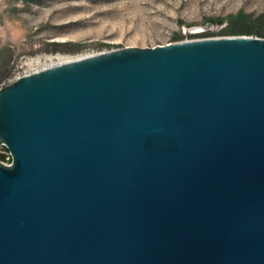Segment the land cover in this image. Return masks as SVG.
<instances>
[{
  "label": "water",
  "instance_id": "1",
  "mask_svg": "<svg viewBox=\"0 0 264 264\" xmlns=\"http://www.w3.org/2000/svg\"><path fill=\"white\" fill-rule=\"evenodd\" d=\"M0 145V264H264V38L23 75Z\"/></svg>",
  "mask_w": 264,
  "mask_h": 264
},
{
  "label": "rangeland",
  "instance_id": "2",
  "mask_svg": "<svg viewBox=\"0 0 264 264\" xmlns=\"http://www.w3.org/2000/svg\"><path fill=\"white\" fill-rule=\"evenodd\" d=\"M263 33L264 0H0V88L63 57Z\"/></svg>",
  "mask_w": 264,
  "mask_h": 264
},
{
  "label": "bare ground",
  "instance_id": "3",
  "mask_svg": "<svg viewBox=\"0 0 264 264\" xmlns=\"http://www.w3.org/2000/svg\"><path fill=\"white\" fill-rule=\"evenodd\" d=\"M81 57H84V56L83 55H79V56H75V57H63V58H60V61L64 63V62L75 60V59H78V58H81Z\"/></svg>",
  "mask_w": 264,
  "mask_h": 264
},
{
  "label": "trees",
  "instance_id": "4",
  "mask_svg": "<svg viewBox=\"0 0 264 264\" xmlns=\"http://www.w3.org/2000/svg\"><path fill=\"white\" fill-rule=\"evenodd\" d=\"M243 15V12H241L238 16ZM219 22H222V20H219ZM263 37H264V33H263Z\"/></svg>",
  "mask_w": 264,
  "mask_h": 264
}]
</instances>
